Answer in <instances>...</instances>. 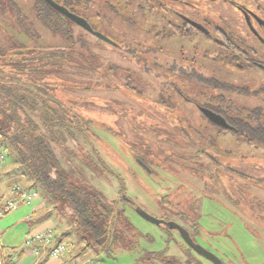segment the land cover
<instances>
[{
    "label": "rangeland",
    "instance_id": "obj_1",
    "mask_svg": "<svg viewBox=\"0 0 264 264\" xmlns=\"http://www.w3.org/2000/svg\"><path fill=\"white\" fill-rule=\"evenodd\" d=\"M20 1L25 5L32 2ZM201 4L212 12L217 11L216 17L227 22H238L242 18L230 1L201 0ZM135 8L140 26L131 28L119 24L112 28L106 25L108 32L120 38L142 36L151 46L162 47L167 53L183 55L204 66L229 82V86L216 88L187 75L165 72L177 107L170 109L168 119H162L163 114L159 117L161 113L155 104L160 83L152 79L151 74H147L125 48L115 47L90 34V40L98 44L94 50L101 56V71L117 64L119 68L113 70L108 78L121 86L109 89L104 81L101 84L94 79L87 84L92 87L90 89L73 87L71 91L64 90L75 95L74 101L83 113L94 115L104 124L103 127L99 124L95 126L101 137L97 139V148L112 172L96 166L95 157L77 156L73 149H63L54 143L61 169L72 175L77 183L99 189L112 199H118L121 190H126L137 206L150 214L168 216L185 224L201 244L215 252L226 264H264V143L251 141L231 129L218 133L216 127H211L210 134L216 144H207L206 152H197L187 139L179 140L178 144L175 133L168 125V122L181 124L176 118L180 115L177 110L186 111L191 107V100L207 99V95L225 93L248 108L264 106L263 65L242 66L238 61L244 57L235 58L232 50L215 39H208L202 33L182 36L160 15L150 14L138 5ZM94 12L92 9L90 13ZM103 17L107 22V16ZM76 27L81 31L80 27ZM0 31L1 37L5 36L1 27ZM242 31L235 30V33ZM45 36L47 40L55 39L49 33ZM133 38L129 43H133ZM2 43L6 45L9 41ZM31 43L33 41L29 40L28 44ZM235 43L246 47L240 41V44ZM126 68L138 73L133 83L138 87L137 91L124 86V77L129 73ZM83 75L78 74V77L84 79ZM85 79H89L88 76ZM96 83L101 87L97 88ZM236 83L247 86L249 91L235 87ZM183 123L187 124L186 121ZM4 124L0 119V127ZM4 144L5 140L0 135V148ZM189 152H192L190 162L181 158L187 157ZM14 155V150L10 148V155L0 164V206L13 197L12 186L31 184L30 180L15 171L17 162ZM142 155L159 164L156 172L145 170L137 157ZM174 182L178 183L177 187ZM38 202L43 203V207L34 212ZM63 208V201L54 203L40 191V196L32 204H24L0 215V242L7 252H19L27 248L29 232L51 224L61 234L75 222V218L65 214ZM126 213L132 224H122L126 240L125 244L115 246V257L90 255L81 258L80 264H145L148 252L165 249L166 255L179 264H214L193 251L178 232L166 231L128 205ZM73 237L68 235L66 238L74 240L77 252L79 244ZM157 264L164 263L158 261Z\"/></svg>",
    "mask_w": 264,
    "mask_h": 264
},
{
    "label": "trees",
    "instance_id": "obj_2",
    "mask_svg": "<svg viewBox=\"0 0 264 264\" xmlns=\"http://www.w3.org/2000/svg\"><path fill=\"white\" fill-rule=\"evenodd\" d=\"M109 10L104 14H92L90 17L95 26L102 28L118 42L111 45L125 48L144 70H163L168 74L187 75L198 82L212 84L216 88L229 86V82L217 77L204 66L195 64L183 55L167 53L162 47L151 46L142 36L133 38L127 35L120 38L118 35H112L106 29V25L116 28V24H124L132 28L134 23L125 24L123 16L128 17V15L123 13L119 16ZM105 15L107 22L103 17ZM133 19L136 24L139 23L138 15L135 14ZM0 23L6 28L7 41H9L6 45L0 44L2 74L0 75V119L5 122V126L0 127V135L5 140L2 146L7 148L5 160L10 155V148L14 150V158L17 162L15 171L31 181L27 186L19 183L12 186V193L16 196L8 201L18 199L16 186L38 193V196L27 204H32L42 191L54 203L63 201V212L75 218L74 224L61 234H58L51 224L28 233L27 238L53 227V239L50 244L41 246L39 255L32 253L27 238V248L19 252H7L0 242V264H20L21 258L26 254L36 257L35 264H44L50 257H55L50 255L51 250L61 242H66L68 248L62 255L56 256L59 264H80L81 258L90 255L101 257L104 254L115 257V246L120 243L125 244L126 240L124 230L121 229L122 224H132L126 215V206L135 209L137 204L124 189L121 190L122 194L118 199H112L99 189H91L74 181L72 175L61 169V160L53 144L63 149H73L77 156L95 157L96 166L109 173L112 172V168L97 148V139L101 137L95 126L99 124L103 127L104 124L94 115L83 113L77 101H74L75 95L69 91L73 87L90 89L92 87L87 84L94 79L101 84L105 82L109 89L120 88L121 85L108 78V75L119 66L111 65L110 68H104L106 72L101 71L102 66L99 62L101 56L94 50L98 44L89 38L93 33L63 16L45 2L37 1L32 5H25L16 3L15 0H0ZM76 26L80 27L81 31H78ZM47 33L55 39L47 40V36L44 37ZM178 33L182 36H190L195 34V31L189 29ZM26 35L27 40L33 41L30 45L26 43ZM93 36L104 41L95 34ZM132 38L131 44L129 41ZM219 43L232 50L235 58L243 56L241 47L232 39L222 38ZM126 69L129 73L127 72L124 77V86L137 91L138 87L133 83L138 73L130 68ZM78 74H84V79L78 77ZM87 76L89 79H85ZM151 78L160 83V91L158 89L155 94V104L161 113L159 117L163 114L161 118L168 119L167 113H170L171 108L177 107L171 92V82L165 76ZM85 80L90 81L84 82ZM98 85L99 83H96L97 88H100L101 86ZM234 86L249 91L247 86H240L237 83ZM64 88L69 91H65ZM207 96V99L200 101L191 100V107L186 111L177 110L180 115H176V118L181 124L168 122L178 141L187 139L195 151L206 152L207 144H216L210 134L211 127H216L218 133L231 129L251 141L264 143V106L248 108L225 93ZM197 103L223 115L232 127L228 128L207 117L195 105ZM183 121L187 124L184 125ZM177 148L180 150L179 145ZM147 156L149 157L148 154ZM147 156L137 157L147 162L151 167L149 172L154 173L159 164ZM191 156L192 152H189L187 157L181 158L190 162ZM67 160L73 165L69 158ZM174 183L177 187L178 183ZM8 201L0 206V215L14 210L6 208ZM1 234L0 231V237ZM68 235L74 236L73 238L78 241L77 252L76 243L67 239ZM166 254V249L150 251L145 258V264H157L158 261L164 264H179ZM189 259L191 258H187Z\"/></svg>",
    "mask_w": 264,
    "mask_h": 264
},
{
    "label": "flooded vegetation",
    "instance_id": "obj_3",
    "mask_svg": "<svg viewBox=\"0 0 264 264\" xmlns=\"http://www.w3.org/2000/svg\"><path fill=\"white\" fill-rule=\"evenodd\" d=\"M37 1L45 2L54 10L60 12L63 16L75 22L65 13L61 12L59 9L54 7L50 2H48V0H32L31 5L34 4V2L37 3ZM53 1L64 6L70 12H73L77 15L86 18V20L90 23V25L93 27L94 30L101 31L105 35L110 37L113 40L112 43L104 39L103 40L113 45L118 44V42L114 40L111 36H109L107 33H105L102 30V28L95 26L96 24L91 19L90 15L103 13L110 9L109 11L111 13H115L119 16H121L123 13L126 16L128 15V17L123 16L124 20L126 21L125 24L131 25L134 23L132 27H137L140 26V23L136 24L134 22L133 16L136 14L135 6L138 5L141 8H144V10L150 14L160 15L163 18V21H165L166 24H169L175 31H177V33L181 30L194 29L195 33H202L208 39L212 38L215 39V41L217 42L222 41V38L232 39V41L236 40L235 42L237 43H239L240 41L246 47H242L238 45L239 47H241V52L243 53V57H244L243 60H239L238 62L242 66L255 64L258 66L263 65L264 67V0H247V1L245 0L246 2H242L239 0H221L222 2L223 1L232 2L233 4H235V7L241 13L240 17L242 16V18H240V21L238 22L235 21L234 23H230L223 18L216 17V15L218 14L217 11H214V9H212L214 12L210 11L211 9L201 4V0L200 1L198 0H53ZM15 2L19 4L22 3L20 0H15ZM22 4H25V2ZM92 9L93 11H95L94 13H90ZM189 19L203 25L206 32L196 27L193 23L189 21ZM75 23L78 24L77 22ZM3 24H0V27L2 28L5 36L1 37L0 34V42H4L5 40L7 41L8 38L6 33V28L3 27ZM239 29L243 30L242 33H235V30H239ZM89 32L93 33L92 31ZM28 41L29 40H27L26 43L27 45H30L28 44ZM3 44L4 43H2V45ZM145 72L151 74L154 77H161V76L166 77L165 71L163 70L160 71L145 70ZM195 105H197L202 111H203L202 108L206 107L199 103ZM207 117L209 116L207 115ZM138 159L141 162V164L146 168L145 170L147 171L151 170V167L147 162L143 161L140 157H138ZM216 160L219 161L217 157ZM160 218L166 220V222L175 221L183 225L185 228H187L193 239L196 242L200 243L197 240V238L194 236V233L185 224L179 222L178 220L176 221L168 216L160 217ZM161 227L169 232L176 231L183 238L179 229L167 226L164 223L161 224ZM191 249L195 251L193 248Z\"/></svg>",
    "mask_w": 264,
    "mask_h": 264
},
{
    "label": "water",
    "instance_id": "obj_4",
    "mask_svg": "<svg viewBox=\"0 0 264 264\" xmlns=\"http://www.w3.org/2000/svg\"><path fill=\"white\" fill-rule=\"evenodd\" d=\"M48 2H50L54 7H56L57 9H59L61 12L65 13L67 16H69L71 19H73L75 22H77L79 25L83 26L84 28H86L89 31H92L93 33H95L96 35H98L99 37H101L102 39L108 41V42H113V40L108 37L107 35H105L103 32L101 31H97L94 30L93 27L90 25V23L86 20V18H84L83 16L77 15L73 12H70L68 9H66L64 6L56 3L53 0H48ZM189 21L191 23H193L196 27H198L199 29H201L202 31L206 32L205 28L203 27V25H201L200 23L193 21L191 19H189ZM203 111L215 122L224 125L228 128H231L232 125L226 120V118L224 116H222L221 114L215 112L214 110L207 108V107H203L202 108ZM135 210L144 218L158 224L161 226V224H166L167 226L170 227H174L179 229V231L181 232L183 239L185 240V242L191 247L193 248L197 253L201 254L202 256L208 258L209 260L213 261L214 264H225L222 260V258L220 256H218L215 252L211 251L210 249L206 248L204 245L196 242L193 237L191 236V234L189 233V231L187 230V228H185L183 225L175 222V221H169L166 222V220L152 215L149 212H147L146 210L136 206Z\"/></svg>",
    "mask_w": 264,
    "mask_h": 264
},
{
    "label": "built area",
    "instance_id": "obj_5",
    "mask_svg": "<svg viewBox=\"0 0 264 264\" xmlns=\"http://www.w3.org/2000/svg\"><path fill=\"white\" fill-rule=\"evenodd\" d=\"M6 153H7V149L1 147L0 164L4 162L6 158ZM15 190L19 193V197L18 199L8 201V203L6 204V208L16 209L21 204L31 203L38 196V193L36 191H29L20 186H16ZM53 235H54L53 227H49L43 232L34 233L30 237H28L27 243L30 245L32 253L39 254L41 251V246L50 244L53 239ZM67 248L68 245L66 244V242L59 243L58 245L52 248L51 250L52 256L62 255Z\"/></svg>",
    "mask_w": 264,
    "mask_h": 264
},
{
    "label": "crops",
    "instance_id": "obj_6",
    "mask_svg": "<svg viewBox=\"0 0 264 264\" xmlns=\"http://www.w3.org/2000/svg\"><path fill=\"white\" fill-rule=\"evenodd\" d=\"M42 207H43V203H39L38 202L35 205V209H34L35 211L34 212L39 211ZM35 259H36V257L34 255L26 254L25 255V259H22L20 264H34L35 263ZM44 264H59V259L56 258V257H50Z\"/></svg>",
    "mask_w": 264,
    "mask_h": 264
},
{
    "label": "bare ground",
    "instance_id": "obj_7",
    "mask_svg": "<svg viewBox=\"0 0 264 264\" xmlns=\"http://www.w3.org/2000/svg\"><path fill=\"white\" fill-rule=\"evenodd\" d=\"M13 196H16V194H13ZM13 198V197H12ZM27 204V203H26ZM22 205V204H21ZM39 255V254H38ZM50 255H52V254H50ZM56 257V256H55Z\"/></svg>",
    "mask_w": 264,
    "mask_h": 264
}]
</instances>
